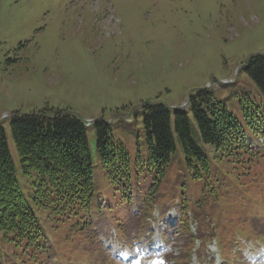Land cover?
Instances as JSON below:
<instances>
[{"label":"rangeland","instance_id":"obj_1","mask_svg":"<svg viewBox=\"0 0 264 264\" xmlns=\"http://www.w3.org/2000/svg\"><path fill=\"white\" fill-rule=\"evenodd\" d=\"M258 53H264V0H0V122L6 129L21 186L27 187V179L21 173L10 119L15 112L29 114L45 107L69 109L84 120L104 117L112 125L115 141H122L128 149L135 176L142 182L149 175L147 165L136 163L140 155L147 158L148 145L141 115L134 120L144 102L161 103L172 110L185 108L196 135L197 123L185 104L192 92L209 88L239 119L251 144L264 148V95L240 71ZM256 111L259 118H255ZM247 114L258 119L257 125L248 124L251 118ZM87 129L98 191L114 192L100 170L96 129ZM254 132L260 134L255 137ZM201 145L213 155L207 145ZM181 158L178 155L171 167L159 206L151 209L155 216L168 206L170 216L179 213L173 208L181 201L183 190L195 197L201 192L196 186L200 183L181 186L184 179L179 175L184 171L176 170ZM260 166L251 177L252 186L247 184L245 190L249 194V190H257L264 198V160ZM244 196L241 211L261 216L258 212L263 202L255 196L250 202V197ZM127 213L126 221L116 226L112 218L105 217L96 229L90 227L88 233L70 241H65L67 228L52 232L51 245L60 251L59 262L48 259L44 263L110 264L112 251L120 246L132 251L126 253H143L133 264L152 262L136 236L138 226L144 227L147 221L139 218L133 226L137 213L134 209ZM161 215L152 217L146 227H167L175 219L179 226L170 227L174 235L167 242L168 251L162 255L153 251L152 255L166 259L170 253L171 259L164 264L220 263L214 238L204 250V260L197 254L185 255V247L191 253L193 242L190 238V245L183 243L188 236L182 231L184 221L180 216L171 221L168 214ZM206 219L211 225L213 221ZM194 220L192 214L191 231L196 228ZM250 223L264 233L262 219L245 220L244 226L251 227ZM117 226L126 231L125 237L133 238V247L124 245ZM241 242L247 247L253 243L245 238ZM263 255L264 248L250 251L247 260L241 255L236 263L262 264Z\"/></svg>","mask_w":264,"mask_h":264},{"label":"trees","instance_id":"obj_2","mask_svg":"<svg viewBox=\"0 0 264 264\" xmlns=\"http://www.w3.org/2000/svg\"><path fill=\"white\" fill-rule=\"evenodd\" d=\"M240 71L264 95V53L252 55ZM188 107L198 126L196 135L185 109L172 110L161 103L144 102L136 112L134 121L141 115L148 145L147 158L140 155L136 163L147 165L149 175L143 182L138 174L135 176L126 146L115 141L111 123L104 117L94 120L100 170L114 186V192L106 194L98 191L94 179L95 164L83 118L69 109L54 107L29 114L15 112L11 116L26 188L20 184L6 129L0 122V264L2 248L23 264H41L49 251L47 230L55 233L67 228L65 241H70L73 236L88 233L105 212L110 214L115 226L126 221L127 210L135 208L142 211L130 223L135 226L139 218L146 221L152 207L161 201L178 155L182 156L179 168L184 171L179 175L184 179L181 186L186 188L191 181L200 183L196 186L202 195L193 201V206L202 212L209 213L206 203L214 200L210 211L226 243L236 228L246 229L253 238L259 237L253 223L251 227L244 226L245 220L256 217L239 209L237 202L243 200V194L236 186H252L251 177L261 168L264 155L251 144L235 114L209 88L192 92ZM254 115L259 118L257 111ZM247 117L251 118L248 124L257 125L258 119L249 114ZM254 136L257 137L256 133ZM201 144L207 145L213 155ZM249 191L252 196L260 194L257 190ZM182 192L180 208L192 202L188 191ZM257 197L264 203L263 197ZM119 229L126 234L123 228ZM182 231H187L184 226Z\"/></svg>","mask_w":264,"mask_h":264},{"label":"snow or ice","instance_id":"obj_3","mask_svg":"<svg viewBox=\"0 0 264 264\" xmlns=\"http://www.w3.org/2000/svg\"><path fill=\"white\" fill-rule=\"evenodd\" d=\"M138 251V250H137ZM137 264H139V262L137 261Z\"/></svg>","mask_w":264,"mask_h":264}]
</instances>
